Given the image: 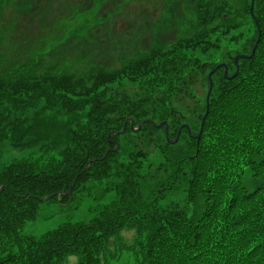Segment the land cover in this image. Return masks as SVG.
<instances>
[{"label": "trees", "instance_id": "1", "mask_svg": "<svg viewBox=\"0 0 264 264\" xmlns=\"http://www.w3.org/2000/svg\"><path fill=\"white\" fill-rule=\"evenodd\" d=\"M11 1L0 0V46L13 29L2 31L1 19ZM17 2L21 13L38 14L32 0ZM103 3L75 8L81 25L51 50V57L66 59V41L80 39V48L94 31L98 39L91 35L75 55L79 67L45 64L32 45L0 52V146L9 140L15 148L40 147L0 165V264H66L71 256L77 264H103L111 239L124 231L134 239L114 257L131 264H264V0H255L262 36L254 56L239 60L234 79L223 68L212 76L199 140L192 136L206 112L208 74L224 63L233 75L235 57L250 55L257 41L249 0H183V8L171 9L188 19L180 36L160 41L159 32L172 33L174 25L160 26L158 17L139 29L136 52L131 33L110 34L125 8ZM100 6L102 17L90 21ZM146 120L167 122L170 140L182 125L192 135L183 128L170 143L166 125L135 130ZM75 180L71 196L53 199L68 205L78 196L91 199L100 187L96 199L115 196L89 224L23 236L38 198L69 192ZM171 193L202 213L190 217L174 200L164 206Z\"/></svg>", "mask_w": 264, "mask_h": 264}, {"label": "rangeland", "instance_id": "2", "mask_svg": "<svg viewBox=\"0 0 264 264\" xmlns=\"http://www.w3.org/2000/svg\"><path fill=\"white\" fill-rule=\"evenodd\" d=\"M112 1L115 6L124 7L125 13L112 24L110 34L127 38L128 34L131 33L135 37L131 41L134 43V52L137 51V42L142 33L139 29L143 25L146 26V24L154 22L156 18L159 17L160 26L168 28L170 24L174 25V27L169 29L172 33L159 32L160 36L157 37L160 41L171 42L175 40L177 38L176 33L180 36L179 32L183 31V24L188 25L186 14L181 18L180 15L173 14L171 11V9L173 12L178 11L180 6L183 8L185 6L183 0H104L103 6H112ZM17 3V0H12L9 5L2 8V31L11 26L13 29L9 28L3 35L0 52L9 54L15 48H19L17 52H21V46L32 45L30 52L33 54L37 53V56H43L45 64L58 62L63 67H79L80 62L75 58V55L83 53V47L87 45L91 35L94 39H98L93 34L94 31L90 32L88 30L87 34L89 35L84 37V40L80 43V48L77 47L80 39L65 40L66 43L62 46V55H66V59H63L62 56L51 57V50L57 47L67 36L72 35L76 25L77 27L81 25L80 14L75 8L82 6V10L86 11L85 8H90L93 0H32L34 6H39L36 16L28 12L21 13L18 6H15ZM102 7L100 6L96 13L89 18L90 21L102 17L99 13ZM83 23H85V20H83ZM146 28L148 29L146 33V38L148 39L150 32L149 28ZM96 32L100 37V32L98 30ZM80 33L83 34L84 30ZM169 34L171 36L165 39ZM26 116L32 117L33 114L29 112ZM110 137L111 134H109L108 138ZM39 148V146L15 148L7 140L0 146V165L3 167L15 160L26 159L35 152L34 150H39ZM101 190L102 187L95 192L99 194ZM95 192L91 199L78 196L74 201H70L68 205L54 199L40 202L36 218L24 224L20 230L21 234L40 238L67 223L89 224L100 213L102 207L110 204L113 196H115V193H109L103 200H98ZM174 197L172 193L169 194L162 204L164 206L170 205L175 201V204L186 208L189 216L195 219L202 213L201 208L184 202V197H182L183 201L181 202H176L177 200H174ZM133 239V233L128 231L122 232L120 236L113 237L109 243L108 250L101 255L103 264H131L127 259L122 261L120 257L114 256L116 254L120 256L122 246L131 244ZM77 262L78 257L71 256L67 259L66 264H77Z\"/></svg>", "mask_w": 264, "mask_h": 264}, {"label": "water", "instance_id": "3", "mask_svg": "<svg viewBox=\"0 0 264 264\" xmlns=\"http://www.w3.org/2000/svg\"><path fill=\"white\" fill-rule=\"evenodd\" d=\"M250 13H251V15H252V17H253V19H254V21H255V24H256V26H257V30H258V38H257V41H256V43H255V45H254V47H253V49H252V53H251L250 55H237V56L235 57L234 62H235V64H236V71H235V73H234L233 75H230V76L228 75V73H229V68H228V66H227L226 64H224V63H223V64H219L217 67H215V68H214V69L208 74V79H209V84H210V85H209V90H208L207 97H206V112H205V114H204V116H203V119H202V123H201V127H200V131H199V133H198L196 136H192V137H194V138H196V139H198V140H199L200 137H201V133H202V131H203L204 123H205L206 118H207V116H208V114H209L210 96H211V93H212V90H213V86H214V82H213V79H212L213 74L216 73L217 70H218L219 68H223V69H224V76H225V78H226V79H229V80L234 79V78L238 75V73H239V71H240L239 60L244 59V58H245V59L252 58V57L254 56L255 52H256V49H257V46H258L260 40H261L262 31H261V28H260V26H259V22L257 21V19H256V17H255V14H254V8L252 7V5H251V7H250ZM144 123H151V124H153L154 126H156V127H158V128L162 127L163 125H166L167 139H168V141H169L170 143H176V142L179 140V138H180V134H181L183 128H185V129L188 130V133L190 134V136L192 135L189 125H182V127L180 128V130H179V132H178L176 138H175L174 140H170V139H169V136H168V124H167V122H163V123H160V124H156V123H155L154 121H152V120H146V121H144L143 123H141V124L138 126V128H135V130H139V129L143 126ZM126 126H127V122L125 123L124 129L122 130L121 133H123V132L125 131ZM131 126L134 127L133 121H131ZM111 135H112V134H111ZM116 147H118V144H117ZM111 150H112V149H109V150L105 153V155H104L102 158H99V159H91V160L89 161V165L83 170V172L87 171V170L90 168L91 164H92L94 161L105 159V158L107 157L109 151H111ZM114 150H116V148H115ZM75 183H76V180L72 183L71 188L69 189V192L55 193V194L49 195V196H47V197H45V198H38V199H39V201H41V202H45V201H48V200H50V199H53L55 196H59V195H64V196H65V195L68 194V195L71 196V195H72V189H73ZM3 189H4V186L0 188V194L2 193Z\"/></svg>", "mask_w": 264, "mask_h": 264}, {"label": "snow or ice", "instance_id": "4", "mask_svg": "<svg viewBox=\"0 0 264 264\" xmlns=\"http://www.w3.org/2000/svg\"><path fill=\"white\" fill-rule=\"evenodd\" d=\"M249 2L252 5V7L254 8V6H255V0H249Z\"/></svg>", "mask_w": 264, "mask_h": 264}]
</instances>
